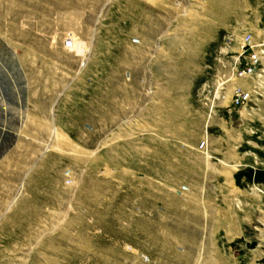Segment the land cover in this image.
<instances>
[{"label": "rangeland", "instance_id": "obj_1", "mask_svg": "<svg viewBox=\"0 0 264 264\" xmlns=\"http://www.w3.org/2000/svg\"><path fill=\"white\" fill-rule=\"evenodd\" d=\"M250 168L264 0H0V264H264Z\"/></svg>", "mask_w": 264, "mask_h": 264}, {"label": "built area", "instance_id": "obj_2", "mask_svg": "<svg viewBox=\"0 0 264 264\" xmlns=\"http://www.w3.org/2000/svg\"><path fill=\"white\" fill-rule=\"evenodd\" d=\"M253 48H254V45L252 43L251 36L246 35L242 41V45H241L242 54L241 55H243V53H246V52H251V53H249L244 58L243 67L238 66L237 68H234L233 73L235 76H238V77L252 76L255 73L256 68L260 64V59H259L258 54L253 51ZM244 95H247V94L244 91H242L241 88H238V87L235 88V91L233 93L234 105L240 104L243 100Z\"/></svg>", "mask_w": 264, "mask_h": 264}, {"label": "water", "instance_id": "obj_3", "mask_svg": "<svg viewBox=\"0 0 264 264\" xmlns=\"http://www.w3.org/2000/svg\"><path fill=\"white\" fill-rule=\"evenodd\" d=\"M244 177L254 184L264 183V171L259 168L248 169V171L244 173Z\"/></svg>", "mask_w": 264, "mask_h": 264}, {"label": "bare ground", "instance_id": "obj_4", "mask_svg": "<svg viewBox=\"0 0 264 264\" xmlns=\"http://www.w3.org/2000/svg\"><path fill=\"white\" fill-rule=\"evenodd\" d=\"M45 128H48V127H46V125H45ZM51 134H52V136L53 137H56V138H58V139H60V140H65V138L57 131V129H53V128H51ZM67 142V141H66ZM255 169V168H254ZM264 171V170H263Z\"/></svg>", "mask_w": 264, "mask_h": 264}]
</instances>
